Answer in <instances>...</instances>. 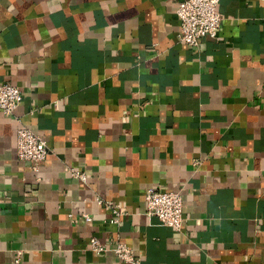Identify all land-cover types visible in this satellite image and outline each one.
Wrapping results in <instances>:
<instances>
[{"label":"crops","instance_id":"0c3cea01","mask_svg":"<svg viewBox=\"0 0 264 264\" xmlns=\"http://www.w3.org/2000/svg\"><path fill=\"white\" fill-rule=\"evenodd\" d=\"M180 1L0 0V84L23 94L0 112V264H131L91 237L139 264H264V0H221L196 47ZM21 126L48 148L36 170ZM152 187L181 194L179 232L145 215Z\"/></svg>","mask_w":264,"mask_h":264},{"label":"built area","instance_id":"2783aa9c","mask_svg":"<svg viewBox=\"0 0 264 264\" xmlns=\"http://www.w3.org/2000/svg\"><path fill=\"white\" fill-rule=\"evenodd\" d=\"M221 0H181L176 9L179 20L177 42L187 47H196L202 38H215L221 26L222 17L217 8ZM23 100L19 87L9 83L0 84V112L6 116H14L15 110ZM48 148L43 139L26 126H21L16 132V155L19 160L29 163L36 170L39 163L47 156ZM193 165H198L197 161ZM74 178L84 180L85 175L75 171L70 172ZM145 215L157 219L162 227L179 232L182 229L183 202L178 192L162 191L158 188H148L144 194ZM97 204L104 206L110 212V224L118 225L127 215L115 204L97 199ZM85 222L90 221L86 214L82 215ZM89 248L95 254L112 252L125 263L139 264L132 251L120 238H112L106 245L96 237L89 238Z\"/></svg>","mask_w":264,"mask_h":264}]
</instances>
